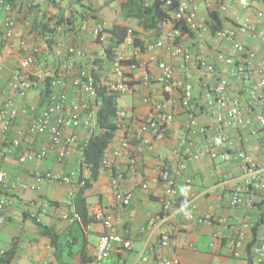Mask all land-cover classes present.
Listing matches in <instances>:
<instances>
[{"label": "built area", "instance_id": "built-area-1", "mask_svg": "<svg viewBox=\"0 0 264 264\" xmlns=\"http://www.w3.org/2000/svg\"><path fill=\"white\" fill-rule=\"evenodd\" d=\"M42 1L24 0L26 17L32 14ZM157 1L175 22L180 23V27H176L173 22L158 23L156 40L145 45L148 62H154L157 70L147 69L145 63L123 64V61L131 58L126 57L119 48L112 68L110 88L113 91L122 95L131 93L130 73L140 69L141 82L145 86L160 85L163 93L167 95L163 98L150 95L143 97L142 102L148 106V112L136 119L123 109L118 112V121L122 123L126 118H130V122L136 123L137 127L132 136H122L103 160L104 167H107L110 173L115 204L117 207L126 208L133 198L132 192L121 186V181L142 176L139 159L132 153V140L153 151L157 143L165 139L167 129L175 118L174 106L179 104L185 113L186 122L185 133L178 146L194 148L197 138L203 137V144L190 152L189 160L211 159L226 163L232 158L238 159L241 163V179L246 196L236 191L226 192L222 198L232 208L243 204L249 211L258 208L260 215L256 222L246 216L239 223H235L232 217L199 215L193 203L195 196L192 195L187 208L191 216H185V220L199 225L215 224L222 226L228 233L233 232V235H229L233 255L240 257L245 252L254 263L264 264V162H260L242 143L232 145L233 132L258 137L264 156V26H258L250 19L242 21L236 14L233 15L229 26L219 25L211 20L205 21L200 17L196 0ZM235 4L246 9L255 6L257 0L209 1V6L214 5L223 13L228 12ZM21 9L19 3L12 4L8 0H0V69L6 61V50L17 59V66L10 73L6 86L0 87V96L5 97L0 106V138L9 135L16 121L22 117L25 128L18 129L16 134L8 139V150L17 153L20 163L43 160L51 151L56 153L57 161L62 163L71 156L75 148L79 147L82 152L96 131V88L91 74L94 59L84 49L67 41L63 29L58 27L54 58L44 68L37 70L35 62L42 50L38 42L28 35L31 23L28 19H23ZM256 17L264 21V8L257 9ZM18 25L25 29L21 35L18 33ZM181 26H185L192 33L191 38L198 44V53L195 54L188 44L181 41L182 37L187 35ZM107 27V22L97 24L92 31L93 36L101 41L106 40ZM210 34L220 43L231 46L239 56L217 51L212 60L205 47V40ZM240 35L250 37L261 46L262 60H259L254 50L246 48L239 38ZM133 39V29H129V35L123 45L133 48ZM166 40H174L175 43L167 46ZM160 49H166L172 57L180 59L184 72L180 78L174 76L170 61L158 59L155 51ZM77 62L81 63L78 69ZM193 63L205 74L204 78L199 80L198 94L194 84L196 77L191 68ZM219 65L228 70V76L219 75ZM255 74L258 75V81L250 83ZM46 78H49V90L45 104L27 103L25 100L30 90H37L40 95V92L46 89ZM229 78L246 84L244 90L255 104V112L250 114L246 111L241 93L232 90ZM7 91H11L16 98L6 96ZM203 107L212 119L210 124L198 121L197 116ZM25 132L34 138L46 139L47 144L38 147L24 144L22 138ZM79 132L83 133L82 137ZM122 157H126L125 166L117 162ZM81 172L80 165L76 169L59 174L37 170L34 174L35 182L20 183V187L34 190L36 185L43 181L70 185L74 180L78 182ZM6 177L7 172L0 168V228L7 218ZM149 181L161 184L163 195L160 201L162 211L167 214L179 197L180 190L171 168L163 159L158 160L156 171L147 181L141 183V187L147 190ZM183 190L186 193L192 191L190 177L186 178ZM92 214L103 223L94 259L89 263L74 264H104L105 258L111 252L133 249L132 241L125 239L118 231L116 219L112 214L104 213L101 208L93 209ZM163 219L164 216L161 215L150 217L140 227L139 232L153 231ZM220 236L219 233L215 235L216 238ZM168 242V234H163L159 241L160 247H166ZM2 252L3 250H0V254ZM147 260L148 255L141 253L139 263ZM155 264H180V260L177 257L161 256Z\"/></svg>", "mask_w": 264, "mask_h": 264}, {"label": "crops", "instance_id": "crops-1", "mask_svg": "<svg viewBox=\"0 0 264 264\" xmlns=\"http://www.w3.org/2000/svg\"><path fill=\"white\" fill-rule=\"evenodd\" d=\"M209 1L213 0H196L199 5L200 17L205 21L211 20L219 25L229 26L232 23L233 15L236 14L240 16L242 21L250 19L258 26H264V21L258 20L256 17L257 9L264 8V0H257L255 6H250L246 9L235 4L226 13L219 11L214 5L209 6ZM115 3H112L110 7L115 6ZM104 11L101 10L98 13L97 20H89L84 24L78 37H83L85 40L90 39L93 36L92 31L97 24L107 21L108 25L111 24V21L105 19ZM128 25L133 31L139 32V37L145 42V45L154 42L157 38V34L145 32L134 21L128 23ZM24 32V27L18 25V33L21 35ZM239 38L246 45V48L254 50L259 60H262L261 46L257 42L246 35H240ZM66 39L71 43L73 36L66 37ZM181 41L188 44L195 54L199 52L197 42L188 34L184 35ZM205 42L206 51L212 60H214V55L217 51L239 56L231 46L220 43L212 34L208 35ZM174 43V40H166L167 46H172ZM119 50H122L128 58H136L137 63H145L147 69L151 71L157 70L156 64L148 62V54L145 51H140L139 47L129 48L123 45L119 47ZM42 52L46 53L44 43ZM155 54L159 60L172 63L176 78H180L183 75V66L180 59L172 57L166 49L156 50ZM40 64L41 66L38 65L37 70H40L44 63ZM16 66L17 59L13 55L8 54L6 50V61L0 69V87L6 86L10 73ZM191 68L196 77L194 84L198 94L200 91L199 80L203 79L205 74L196 63H193ZM218 68L219 75L228 76L226 68L222 66ZM141 74L140 69L130 73L133 85L132 92L128 95L133 98L132 104L130 107H120V110L127 111L135 119L148 112V106L142 102L143 97L148 95L157 98L166 97L160 85L151 84L145 86L141 82ZM109 75L113 77L112 73ZM229 79L232 90L239 94L241 93L242 104L246 111L250 114L255 112V104L246 95V90H244L246 84L237 79ZM257 81L258 75L255 74L250 83ZM245 95L248 100L244 98ZM6 96L16 98L11 91H7ZM73 97L71 93V99ZM4 98V96H0V106ZM40 100L39 92L30 90L25 101L29 104H39ZM174 112L175 118L167 129L165 139L157 143L153 151H149L145 146L137 143L134 139L132 140V153L139 159L142 176L141 178L133 177L121 181V186L131 191L133 195L128 207L120 208L115 204L108 169L101 172L98 181L88 191L91 212L93 209L101 208L104 213L112 214L116 219L120 234L125 239H130L133 243L132 250L111 252L105 258L104 264H155L161 256L177 257L180 260V264H247L248 255L245 252L240 257L233 255L229 244V235H233V232L228 233L222 226L215 224L199 225L192 221L188 222L185 220V209L181 207L185 199L189 202L191 196L194 195L193 203L196 213L199 215L213 214L221 217H232L235 223H239L246 216H249L253 222L258 221L260 219L258 208L249 211L244 204L232 208L222 198L226 192L232 193L236 191L246 196L241 179V163L236 158H232L226 163L211 159L189 160L190 152L195 147H200L204 142V138H197L194 148L179 147L178 142L185 133L186 116L179 104L174 106ZM197 118L202 124H210L212 122L204 107L199 111ZM130 121V118L122 121V126L117 132L113 143L109 146L107 153L122 136L130 137L133 135L137 125ZM20 128H25L22 117L16 121L9 135L0 138V168L7 172L6 183L8 186L6 190L8 197L7 218L6 223L0 228V250L6 249V247L2 246L4 241L12 243L13 240H17L18 248L14 264H20L24 257H29V264H36L37 252L51 256L49 260H45V264H57L59 259L58 251H55L51 246L48 237L41 235L40 229L33 218L35 217L36 221L43 225L52 227L58 232H63L72 220L70 213L73 212L74 208L71 195L75 192L78 184L76 180L70 185L43 181L38 183L34 190H31L22 189L20 183L33 184L35 182L34 174L37 170L59 174L78 168L81 161V152L79 147L75 148L71 156L62 163L57 161L54 151H51L43 160L20 163L16 152L11 153L8 150V139L12 138ZM79 134L81 137L83 136L82 132H79ZM22 140L24 144H32L35 147L47 144L46 139L41 137L34 138L26 132ZM236 143H242L248 151L257 156L260 162H264L262 147L258 137L249 136L242 132H233L232 145ZM159 159H163L171 168L180 190L179 197L167 214L162 211L160 199L163 195V188L161 184L149 181L147 190L141 187V183L147 181L156 171ZM117 162L125 166L126 157L118 159ZM188 177L192 179V191L185 196L183 185ZM65 196L68 197L67 203L64 202ZM65 205L69 209L68 212H62V209H66ZM156 215L164 216L157 228L151 232L140 233V227L150 217ZM102 231V220L84 228L86 239L88 240L87 251L93 257ZM217 233L221 234L218 238L215 237ZM163 234H168L169 236V242L166 247H160L159 244ZM90 235H93L96 239L94 244L90 241ZM70 243L73 244V252L80 249L79 242L74 244L75 242L70 241ZM141 253L148 255L146 262L139 263ZM75 255H77L78 259L76 260L77 262H74L79 263L80 256L79 254ZM253 264L257 263L253 262Z\"/></svg>", "mask_w": 264, "mask_h": 264}, {"label": "trees", "instance_id": "trees-1", "mask_svg": "<svg viewBox=\"0 0 264 264\" xmlns=\"http://www.w3.org/2000/svg\"><path fill=\"white\" fill-rule=\"evenodd\" d=\"M8 1L12 4H21L23 19H28L31 23L29 34L40 38L45 44L46 53L41 52L35 62L36 66H41L40 63L43 62L42 68L54 58L58 27L63 29L66 37L73 36L71 43L78 47L80 45L78 36L84 24L89 20H97L98 13L101 10H105L103 14L106 20H109V13L113 15L112 20H109L111 24L106 29V40L101 41L99 38H95L99 46L95 53L90 54L94 59L91 74L96 88V131L89 138L81 152L80 167L82 172L76 190L71 195L74 208L73 212L70 213L72 221L63 232H58L52 227L37 222L35 217L33 218L40 229L41 235L49 238L55 251L63 250L59 246L63 235L67 240L70 253L79 254L80 263H89L93 261L94 257L87 251L88 240L84 228L97 223L99 220L90 210L88 191L98 181L101 172L108 169L104 167L103 160L122 126V123L118 121V112L120 111L118 101L123 95L110 88L111 76L109 75L112 73L118 48L125 43L129 35L130 27L128 23L134 21L145 32L151 34H157L156 28L160 22H173L176 27H180V23L175 22L157 0H106L103 2L100 0H43L32 14L27 15L28 17H26L24 11V0ZM112 3H115V6L110 7ZM181 28L185 34L192 36L188 28L185 26H181ZM133 36V46L139 47L140 51H144L145 42L140 39L139 32L133 31ZM122 63H137V60L133 57ZM80 64V62L76 63L77 69ZM44 84L46 89L40 92L39 105H44L46 102L49 78H46ZM130 85H133V82ZM70 241L75 242L74 244L79 242L80 249L73 252V244ZM17 248L18 241L13 240L11 245L0 254V264H14ZM247 264H253V260L249 255L247 256Z\"/></svg>", "mask_w": 264, "mask_h": 264}, {"label": "rangeland", "instance_id": "rangeland-1", "mask_svg": "<svg viewBox=\"0 0 264 264\" xmlns=\"http://www.w3.org/2000/svg\"><path fill=\"white\" fill-rule=\"evenodd\" d=\"M110 14L111 13H109L108 18H109V20H112L111 18H113V15H110ZM28 35H30L29 32H28ZM31 39H34L36 42H38L39 48L43 51L42 40L40 38L33 37V36H31ZM78 41H79V44H80L78 47L84 49L89 55L92 54V53H95L97 48H98V46H99V45H97L94 36H92L90 39H87V40H85L83 37H78ZM244 98H246L248 100L246 95H245ZM132 99L133 98L131 96H129L128 94L127 95H123L118 101L119 107H130L131 104H132ZM67 201H68V197L65 196L64 202L67 203ZM66 203H64V204H66ZM65 208L66 209H62L63 210L62 212H68L69 209H68V207L66 205H65ZM90 241H91L92 244H94L96 242V239H95V237L93 235H90ZM60 242L61 243H60L59 246H61V248L63 250L62 251L59 250V252H58L59 259H58V263L57 264H72V263L77 262L76 261L78 259L77 255L70 253V248L67 245V240H66V238L63 235L61 236V241ZM26 243L28 244V242H26ZM10 245H11L10 241H4L2 243V246L6 247V248L9 247ZM43 254H40V252H37V254H36V257H37L36 264H45V260H49L51 258L50 255L47 256V255H43ZM28 258L29 257H24L23 261L21 263L20 262L19 263L20 264H29L28 263L29 262Z\"/></svg>", "mask_w": 264, "mask_h": 264}, {"label": "clouds", "instance_id": "clouds-1", "mask_svg": "<svg viewBox=\"0 0 264 264\" xmlns=\"http://www.w3.org/2000/svg\"><path fill=\"white\" fill-rule=\"evenodd\" d=\"M184 195L186 196L187 193L184 192ZM181 207H182V209H185V212H184L185 216H189L190 217L191 216V213H190V211H187V208H188V201H187V199H185V201L183 202V204L181 205Z\"/></svg>", "mask_w": 264, "mask_h": 264}]
</instances>
